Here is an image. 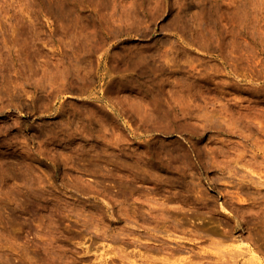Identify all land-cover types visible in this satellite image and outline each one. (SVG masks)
<instances>
[{
  "label": "rangeland",
  "instance_id": "obj_1",
  "mask_svg": "<svg viewBox=\"0 0 264 264\" xmlns=\"http://www.w3.org/2000/svg\"><path fill=\"white\" fill-rule=\"evenodd\" d=\"M0 264H264V0H0Z\"/></svg>",
  "mask_w": 264,
  "mask_h": 264
}]
</instances>
